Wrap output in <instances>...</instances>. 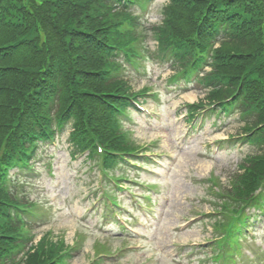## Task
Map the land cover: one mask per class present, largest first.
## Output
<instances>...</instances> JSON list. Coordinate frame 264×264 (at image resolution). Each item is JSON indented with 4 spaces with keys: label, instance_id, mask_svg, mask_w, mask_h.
<instances>
[{
    "label": "trees",
    "instance_id": "obj_1",
    "mask_svg": "<svg viewBox=\"0 0 264 264\" xmlns=\"http://www.w3.org/2000/svg\"><path fill=\"white\" fill-rule=\"evenodd\" d=\"M169 1L151 31L175 50L176 73L209 65L197 81L210 89L209 102L237 92L233 102L247 125L264 123V0ZM146 32L129 4L114 0H0V170L51 118L73 119L77 138L110 143L112 117L127 91L111 55L138 52ZM254 141L264 143V127ZM240 167L226 191L230 206L247 204L264 187V147ZM22 203L0 175V264H8L20 237L10 210ZM39 257L28 264L42 263Z\"/></svg>",
    "mask_w": 264,
    "mask_h": 264
},
{
    "label": "rangeland",
    "instance_id": "obj_2",
    "mask_svg": "<svg viewBox=\"0 0 264 264\" xmlns=\"http://www.w3.org/2000/svg\"><path fill=\"white\" fill-rule=\"evenodd\" d=\"M167 1L150 0L146 11L141 10L138 4L133 7L136 12L143 13L144 18L140 20L145 23V27H149L161 21V9ZM156 43L150 35L145 45L153 50ZM140 64V69H124L122 76L129 80L130 91L137 92L149 86L162 92L161 106L151 112L153 101L144 98L147 100L140 102L143 111L131 114L132 118L128 122L132 124L136 143L152 145L149 149L155 151L151 155L155 159L150 163L148 171L139 166H129L126 170L116 169L117 175L119 172L125 175L127 180H122V184L129 188L115 193L117 196L128 193L136 203L141 190L132 179L139 182L144 179L156 180L159 193L156 194L155 185L149 184L151 204L142 207L136 205L133 209L139 226L130 230V236L117 238L104 230L94 231L83 223V211L94 207L97 201L94 189L97 188L99 175L94 168L90 170L85 165L83 157H74L69 153L71 142L68 136L71 127L61 134L58 145L52 143L44 146L47 154L37 159L35 171L24 177L32 175L33 186L26 184V187L34 191V195L41 196L46 216L44 222L33 230L36 233L35 241L46 231H51L58 238L63 236L67 243L76 246L67 264H88L96 256L99 246L108 250L99 254L102 257L97 261L99 264H209L210 243L207 241L214 238L215 231L212 229L216 228L220 217L211 214L213 204L208 190L210 184L205 180L210 177L211 182V176H217L223 185H227L228 177L236 171L244 156L258 149L256 144L230 138L243 133V122L237 113L216 124H211L214 118L209 117L202 131L197 128L189 132L183 116H175L178 106L199 99L206 100L207 91L194 85H189L188 89L166 88L164 84L173 74L170 63L152 58L144 59ZM146 113L151 115L144 121ZM152 113L158 115L160 120L158 116L153 117ZM49 163L52 166L51 172L44 166L42 171L38 170L41 165L47 166ZM160 163L171 165L164 174H160L164 169ZM93 199L95 202L90 203ZM256 229L255 233L259 235L261 226ZM117 236L121 237L120 234ZM262 238L264 236H256L253 243L256 245ZM246 241L244 238L240 240L244 257L237 260L238 264L241 260L246 261L249 256ZM194 244L205 245V248L191 252L188 246ZM122 248V254L113 258ZM118 249L120 251L116 253Z\"/></svg>",
    "mask_w": 264,
    "mask_h": 264
}]
</instances>
